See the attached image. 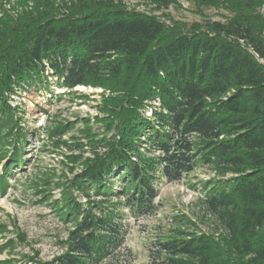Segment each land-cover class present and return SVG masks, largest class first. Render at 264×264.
Instances as JSON below:
<instances>
[{
  "label": "trees",
  "instance_id": "trees-1",
  "mask_svg": "<svg viewBox=\"0 0 264 264\" xmlns=\"http://www.w3.org/2000/svg\"><path fill=\"white\" fill-rule=\"evenodd\" d=\"M131 1L19 0L14 14L2 8L0 164L11 163L0 192L29 143L13 96L48 87L52 76L68 92L103 89L78 135L65 140V123L50 133L68 150L72 174L51 202L73 228L66 251L41 264H103L125 242L120 206L136 218L151 214L158 181L180 182L200 168L212 174L197 186L216 231L176 217L196 230L177 227L159 239V264H264V19L255 13L264 0H183L236 12L191 25L154 12L179 0H134L149 12Z\"/></svg>",
  "mask_w": 264,
  "mask_h": 264
},
{
  "label": "rangeland",
  "instance_id": "rangeland-1",
  "mask_svg": "<svg viewBox=\"0 0 264 264\" xmlns=\"http://www.w3.org/2000/svg\"><path fill=\"white\" fill-rule=\"evenodd\" d=\"M18 2L0 0V16L2 8L14 14L17 10L14 11L13 7ZM179 3L176 2L163 12H154L168 24L173 19L190 25L201 23L204 19L225 21L236 14L222 6L199 5L183 0H179ZM128 5L146 12L152 10L136 4L134 0ZM255 13L264 19V2L255 9ZM50 79L48 87L40 91L36 88L23 90L12 99L13 106H21L25 111L29 143L24 146L23 158L26 161L11 171L7 190L0 192V227L4 228L0 234V246L3 247L0 250V262L5 264H41L52 261L66 251L68 231L73 228L58 216L51 202L61 197V189L56 185L66 181L64 174H70V177L72 174L65 160L68 150L57 145L56 138H52L50 133L57 125L65 123L72 129L64 136L65 140L71 135H78L83 121L97 114L96 106L104 90L77 87L74 92H68L66 89H58L54 76ZM80 94L90 98H82ZM10 163L3 159L0 173ZM210 176L212 174L207 168H200L180 182L158 181L156 185L159 195L155 201L157 208L155 212L143 217L136 218L126 207L120 206L127 231L125 242L103 264H159V239L170 236L177 227L196 230V227L190 225H180L176 220L178 216L191 219L202 232H215L216 220L207 212L202 202L203 193L198 189L200 186H197L198 181ZM10 240L15 242L11 247L8 246Z\"/></svg>",
  "mask_w": 264,
  "mask_h": 264
},
{
  "label": "bare ground",
  "instance_id": "bare-ground-1",
  "mask_svg": "<svg viewBox=\"0 0 264 264\" xmlns=\"http://www.w3.org/2000/svg\"><path fill=\"white\" fill-rule=\"evenodd\" d=\"M79 88H82V86H80Z\"/></svg>",
  "mask_w": 264,
  "mask_h": 264
}]
</instances>
